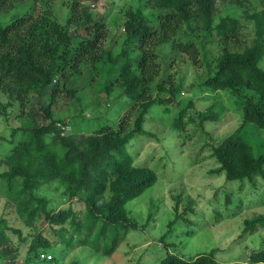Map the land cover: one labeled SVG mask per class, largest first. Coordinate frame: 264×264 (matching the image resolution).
I'll return each mask as SVG.
<instances>
[{
    "label": "trees",
    "instance_id": "1",
    "mask_svg": "<svg viewBox=\"0 0 264 264\" xmlns=\"http://www.w3.org/2000/svg\"><path fill=\"white\" fill-rule=\"evenodd\" d=\"M40 1L0 0V11L9 13L0 18V111L6 122L13 115L18 119L7 136L0 134V162L6 164L0 171V198L32 230L20 238L21 228L10 227L0 216L2 258L12 254L8 229L26 243V264H60L44 251L88 246L110 255L138 226L126 204L158 177L153 167L136 162L134 145L146 131L147 116H170L177 129L193 120L186 114L191 99L182 98L192 86L163 72L159 56L168 50L171 56L185 53L193 64H204L199 86L231 92L240 110L239 126L211 147L217 164L211 173L251 183L264 177L263 148H254L243 133L248 124L264 129V68L259 65L264 0H224L220 9L216 0H138L119 9L123 19L113 32L102 17L95 21L80 0L66 4L70 14L64 24L35 13ZM76 74L79 84L72 83ZM80 86L90 89L93 115L85 113L88 104L77 92ZM58 96H66L79 112L55 116ZM222 109L212 103L198 112L201 130L205 120L219 119ZM79 133L84 134L81 140ZM52 183L67 196L56 210L39 192ZM180 194L172 196L176 216ZM187 197L191 201L180 216L195 212L194 199ZM243 223L244 232L253 233L256 224L264 225V214ZM13 248L20 255V248ZM250 260L264 262V249L252 252ZM214 262L210 250L189 258L166 252L157 264ZM66 264L83 263L73 259Z\"/></svg>",
    "mask_w": 264,
    "mask_h": 264
},
{
    "label": "rangeland",
    "instance_id": "2",
    "mask_svg": "<svg viewBox=\"0 0 264 264\" xmlns=\"http://www.w3.org/2000/svg\"><path fill=\"white\" fill-rule=\"evenodd\" d=\"M72 1L43 0L36 4L35 13L48 14L53 21L64 24L70 14L66 4ZM80 1L82 6H88L92 11L95 21L102 17L113 32L123 19V11L119 9H125L130 3L135 6L138 0H100L94 4L90 0ZM223 3L224 0H216L219 9ZM8 14L0 11V18L5 19ZM248 25H251L249 21ZM212 52L213 48L209 54ZM159 57L163 60V72L175 78H183L185 87L192 86L190 91L182 93V98L184 102L191 99L192 106L186 109V114L193 120L177 129L173 127L170 116H147L144 123L146 131L134 145L137 148L136 162L153 167L158 177L153 186L126 204L138 226L127 231L124 240L110 255H104L101 251L96 253L88 246L75 249L56 247L55 253L44 251L45 254L56 256L60 264L73 259L83 264H157L166 252L189 258L210 250H213L214 264H254L250 254L264 249V225L256 224L257 229L250 234L243 230L244 219L264 214V177H256L251 183V180L246 179L229 181L223 174L211 173V169L217 166L211 156V147L241 122V113L233 102V95L226 90L199 86L204 64H193L187 54L171 56L168 50L166 56ZM259 65L264 68V56ZM79 75L71 76L73 84H79ZM77 92L82 94L83 104L87 106L92 96L90 89L80 86ZM103 96L101 94L99 98ZM67 101L66 96L56 98V104L53 105L55 116L70 117L79 112V109L71 108ZM212 103L223 106L221 116L217 120H205L201 130L197 124L198 112L204 111ZM93 111L88 104L85 113L93 115ZM17 124L15 115L6 122L0 111V134L7 136L9 126ZM95 124L89 123L87 129H92ZM243 133L254 148H263L264 152V129L248 124ZM77 138L81 140L84 134L79 133ZM5 168L6 164L0 162V171ZM39 192L46 196L48 206L55 210L67 201L65 191L58 183L46 185ZM177 193H182V201L178 204L176 216L172 196ZM187 196L194 199L192 208L195 212L187 210V216H180L179 212L184 209V205L191 201ZM0 216L7 218L10 227L21 228L20 238L32 232L19 223L12 207L5 208L3 198H0ZM170 221L173 223L169 224ZM6 232L11 238L8 246H11L12 254L10 258L0 256V264H26V243L20 241L18 235L10 229ZM16 246L21 250L20 255H15L13 251Z\"/></svg>",
    "mask_w": 264,
    "mask_h": 264
},
{
    "label": "built area",
    "instance_id": "3",
    "mask_svg": "<svg viewBox=\"0 0 264 264\" xmlns=\"http://www.w3.org/2000/svg\"><path fill=\"white\" fill-rule=\"evenodd\" d=\"M41 257H43V255L41 254ZM47 258H49V255L47 256Z\"/></svg>",
    "mask_w": 264,
    "mask_h": 264
}]
</instances>
